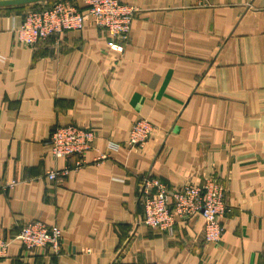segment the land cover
Masks as SVG:
<instances>
[{
  "label": "crops",
  "instance_id": "1",
  "mask_svg": "<svg viewBox=\"0 0 264 264\" xmlns=\"http://www.w3.org/2000/svg\"><path fill=\"white\" fill-rule=\"evenodd\" d=\"M120 1L138 8L122 53L92 21L21 46L26 8H0V264H264V0ZM139 118L156 131L131 149ZM72 124L95 130V148L57 183L47 171L77 157L54 158L48 142ZM145 173L171 187L215 176L222 240L205 242L199 214L145 226ZM33 221L62 231L59 254L14 239Z\"/></svg>",
  "mask_w": 264,
  "mask_h": 264
},
{
  "label": "built area",
  "instance_id": "2",
  "mask_svg": "<svg viewBox=\"0 0 264 264\" xmlns=\"http://www.w3.org/2000/svg\"><path fill=\"white\" fill-rule=\"evenodd\" d=\"M80 8L72 0H54L42 2L39 7L25 11L21 26L16 30L17 43L25 47H36L51 36L70 31L84 30L87 21L106 30L110 36V49L119 53L129 40L131 24L137 7L122 3L120 0H82ZM156 131V126L147 118L136 120L130 131L128 146L131 149H144ZM96 132L72 124L55 128L50 139L51 154L57 159L77 157L73 165L63 169L47 171V178L61 183L72 170H80L86 165V154L94 150ZM118 149V146H113ZM108 158L107 154H98L94 164H100ZM17 181L8 183L15 186ZM140 205L143 208L142 223L158 232H165L178 221H185L199 214L204 220L203 238L207 243H219L224 233L222 219L230 212L225 199V189L221 182L212 176L203 184H184L171 187L150 173L140 176ZM21 241L28 255L38 248L49 247L55 254L62 250L63 236L59 228H48L40 221L26 224L14 237ZM11 240L0 238V258L7 256Z\"/></svg>",
  "mask_w": 264,
  "mask_h": 264
},
{
  "label": "water",
  "instance_id": "3",
  "mask_svg": "<svg viewBox=\"0 0 264 264\" xmlns=\"http://www.w3.org/2000/svg\"><path fill=\"white\" fill-rule=\"evenodd\" d=\"M47 1L50 0H0V8L28 6Z\"/></svg>",
  "mask_w": 264,
  "mask_h": 264
},
{
  "label": "rangeland",
  "instance_id": "4",
  "mask_svg": "<svg viewBox=\"0 0 264 264\" xmlns=\"http://www.w3.org/2000/svg\"><path fill=\"white\" fill-rule=\"evenodd\" d=\"M53 1H54V0H50V1H48V2H53ZM34 6L39 7V6H40V3H39V4L28 5L27 7H26V6H20V7L26 8V10H27V9H29V8H31V7H34ZM18 8H19V7H18Z\"/></svg>",
  "mask_w": 264,
  "mask_h": 264
},
{
  "label": "trees",
  "instance_id": "5",
  "mask_svg": "<svg viewBox=\"0 0 264 264\" xmlns=\"http://www.w3.org/2000/svg\"><path fill=\"white\" fill-rule=\"evenodd\" d=\"M27 7V6H26ZM19 8H21V7H19Z\"/></svg>",
  "mask_w": 264,
  "mask_h": 264
}]
</instances>
